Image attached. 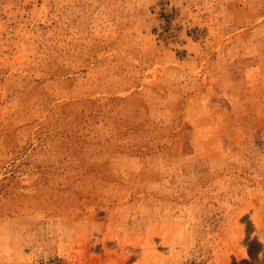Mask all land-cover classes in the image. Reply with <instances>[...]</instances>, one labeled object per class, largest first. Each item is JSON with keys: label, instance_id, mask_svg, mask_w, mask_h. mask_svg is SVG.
I'll list each match as a JSON object with an SVG mask.
<instances>
[{"label": "rangeland", "instance_id": "obj_1", "mask_svg": "<svg viewBox=\"0 0 264 264\" xmlns=\"http://www.w3.org/2000/svg\"><path fill=\"white\" fill-rule=\"evenodd\" d=\"M0 264H264V0H0Z\"/></svg>", "mask_w": 264, "mask_h": 264}]
</instances>
